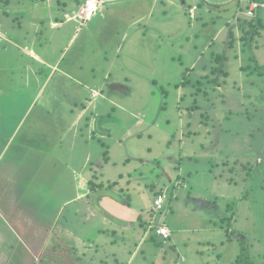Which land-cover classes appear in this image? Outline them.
I'll return each instance as SVG.
<instances>
[{
	"label": "rangeland",
	"instance_id": "1",
	"mask_svg": "<svg viewBox=\"0 0 264 264\" xmlns=\"http://www.w3.org/2000/svg\"><path fill=\"white\" fill-rule=\"evenodd\" d=\"M84 1L0 0V264H264V1Z\"/></svg>",
	"mask_w": 264,
	"mask_h": 264
},
{
	"label": "built area",
	"instance_id": "2",
	"mask_svg": "<svg viewBox=\"0 0 264 264\" xmlns=\"http://www.w3.org/2000/svg\"><path fill=\"white\" fill-rule=\"evenodd\" d=\"M248 3L247 14L252 15L255 9L259 6V3L253 0H246ZM103 3V0H85L82 5L73 13L68 16V19H74L81 22H86L99 10V5ZM166 199L165 193L159 191L156 193L153 201V209H161L163 207L164 200ZM156 233L166 238L169 236V231L165 226H159L156 229Z\"/></svg>",
	"mask_w": 264,
	"mask_h": 264
},
{
	"label": "trees",
	"instance_id": "3",
	"mask_svg": "<svg viewBox=\"0 0 264 264\" xmlns=\"http://www.w3.org/2000/svg\"><path fill=\"white\" fill-rule=\"evenodd\" d=\"M244 1V6L246 7V10H248V3L246 2V0H243ZM253 1H256V2H263L264 0H253ZM260 7V3H259V6L255 9V11H254V13H253V16H251V17H254V15H255V13H256V11H257V9ZM247 12V11H246ZM248 15V14H247ZM248 16H250V15H248ZM240 28H241V30H243V34H242V36H241V40H243L244 38H246V34H247V31H245V25H240L239 26ZM253 27L255 28V29H257L258 28V26L257 25H253ZM94 186H99V183H96V184H94L92 181H90V182H88V184H87V187L88 188H90V189H94L95 187ZM160 191V190H159ZM158 191V192H159ZM157 229V228H156ZM157 234V233H156ZM169 237V236H168ZM168 237H166V238H168ZM244 249H243V245H241V249H240V253L237 255V257H236V262H239L240 264H253L252 263V261L251 260H249V258H246L245 260H243L244 259Z\"/></svg>",
	"mask_w": 264,
	"mask_h": 264
},
{
	"label": "crops",
	"instance_id": "4",
	"mask_svg": "<svg viewBox=\"0 0 264 264\" xmlns=\"http://www.w3.org/2000/svg\"><path fill=\"white\" fill-rule=\"evenodd\" d=\"M103 3H104V2H103ZM103 3H102V4H103ZM102 4H101V5H102ZM101 5H99V8H100ZM74 21L79 22V21H77V20H74ZM53 24H55V23H53ZM24 49L27 50V52L29 53L28 56H29L30 58H32L34 62L39 63V64H42L43 60H42V58H41V56H40V52H35V51H33L31 48H27V47H24ZM34 73H36V72H33L32 75H33ZM85 158L87 159L88 157H85Z\"/></svg>",
	"mask_w": 264,
	"mask_h": 264
},
{
	"label": "clouds",
	"instance_id": "5",
	"mask_svg": "<svg viewBox=\"0 0 264 264\" xmlns=\"http://www.w3.org/2000/svg\"><path fill=\"white\" fill-rule=\"evenodd\" d=\"M158 192V191H157Z\"/></svg>",
	"mask_w": 264,
	"mask_h": 264
}]
</instances>
